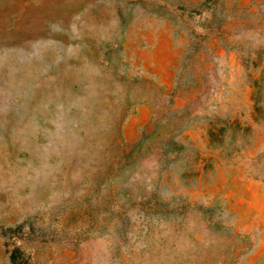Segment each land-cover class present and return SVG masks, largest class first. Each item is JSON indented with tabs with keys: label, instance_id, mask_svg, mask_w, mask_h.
I'll return each instance as SVG.
<instances>
[{
	"label": "rangeland",
	"instance_id": "1",
	"mask_svg": "<svg viewBox=\"0 0 264 264\" xmlns=\"http://www.w3.org/2000/svg\"><path fill=\"white\" fill-rule=\"evenodd\" d=\"M0 264H264V0H0Z\"/></svg>",
	"mask_w": 264,
	"mask_h": 264
},
{
	"label": "trees",
	"instance_id": "2",
	"mask_svg": "<svg viewBox=\"0 0 264 264\" xmlns=\"http://www.w3.org/2000/svg\"><path fill=\"white\" fill-rule=\"evenodd\" d=\"M18 254V251H14L12 255H10V259L12 260V262L16 261V256Z\"/></svg>",
	"mask_w": 264,
	"mask_h": 264
}]
</instances>
